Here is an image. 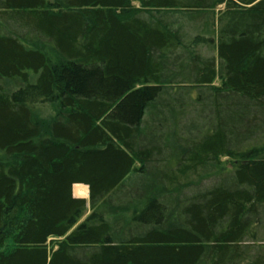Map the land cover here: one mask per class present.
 <instances>
[{"label": "trees", "instance_id": "trees-1", "mask_svg": "<svg viewBox=\"0 0 264 264\" xmlns=\"http://www.w3.org/2000/svg\"><path fill=\"white\" fill-rule=\"evenodd\" d=\"M0 264H264V0H0Z\"/></svg>", "mask_w": 264, "mask_h": 264}, {"label": "rangeland", "instance_id": "rangeland-1", "mask_svg": "<svg viewBox=\"0 0 264 264\" xmlns=\"http://www.w3.org/2000/svg\"><path fill=\"white\" fill-rule=\"evenodd\" d=\"M56 110H58V105L57 104H53V103L41 104V105H38L35 108V116H36V118L38 120H40L41 122L47 124L49 122L50 118H52L55 115ZM222 160H223V162H227V163L229 162V160H227L226 158H223ZM88 192H89V189L85 185L78 184V185H74L73 186L74 195L85 197L87 200L89 199ZM89 213H90V210L87 211V213L85 214L83 219Z\"/></svg>", "mask_w": 264, "mask_h": 264}, {"label": "crops", "instance_id": "crops-1", "mask_svg": "<svg viewBox=\"0 0 264 264\" xmlns=\"http://www.w3.org/2000/svg\"><path fill=\"white\" fill-rule=\"evenodd\" d=\"M86 186V185H85ZM87 188L89 189V187L87 186ZM74 194V193H73ZM89 194V192H88ZM75 197H78V198H85V197H81V196H77V195H74ZM86 199V198H85Z\"/></svg>", "mask_w": 264, "mask_h": 264}, {"label": "bare ground", "instance_id": "bare-ground-1", "mask_svg": "<svg viewBox=\"0 0 264 264\" xmlns=\"http://www.w3.org/2000/svg\"><path fill=\"white\" fill-rule=\"evenodd\" d=\"M84 190V189H83Z\"/></svg>", "mask_w": 264, "mask_h": 264}]
</instances>
